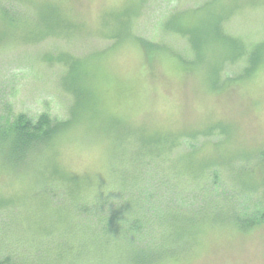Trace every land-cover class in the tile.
<instances>
[{
    "label": "rangeland",
    "instance_id": "1",
    "mask_svg": "<svg viewBox=\"0 0 264 264\" xmlns=\"http://www.w3.org/2000/svg\"><path fill=\"white\" fill-rule=\"evenodd\" d=\"M3 10L18 22L0 19V116L65 126L19 162L0 154V198L11 203L0 211V264H264V0H0ZM36 23L45 36L29 42ZM72 62L76 83L66 82ZM213 126L223 135L138 167L124 196L109 187L145 139ZM58 170L92 177L114 203L142 200L159 250L141 237L131 243L141 252H129L64 189L41 188L66 180ZM245 215L247 230L233 223ZM168 225L186 226L182 246Z\"/></svg>",
    "mask_w": 264,
    "mask_h": 264
},
{
    "label": "trees",
    "instance_id": "2",
    "mask_svg": "<svg viewBox=\"0 0 264 264\" xmlns=\"http://www.w3.org/2000/svg\"><path fill=\"white\" fill-rule=\"evenodd\" d=\"M43 14H41V17L44 16ZM0 19L4 23L18 22L13 20L5 10H3ZM11 27H14V24H12ZM29 28H30V31L28 33L29 38L27 39V41L34 42L39 39H42L45 36V34L43 33L44 31H42L43 30L42 27H39L38 23L33 25V27L29 26L27 29ZM13 29H15V27ZM261 46L262 45H259L257 46V48ZM193 47L195 48L196 52H199L196 44L193 43ZM252 58L253 57L251 56L250 60ZM59 60L63 62V57H60ZM252 62L255 61L251 60L250 63ZM254 64L255 63H253L252 65ZM79 66H80V62L79 63L72 62V64L68 67L69 70L66 77V82L70 81L76 83L78 78L76 77L77 73L75 72L79 68ZM249 71L251 70L249 69L248 72ZM73 86H75V84ZM77 91L78 90H75L74 93L76 94ZM70 94L72 95L73 93ZM44 118L35 121L33 118L28 117V115L23 113L15 114V115L10 114L5 116L1 115L0 116V154L17 162L20 159H24V156L27 153H29L30 150L39 147L41 143L43 144L47 142L48 145V143L53 139L52 136L56 132H60L61 128H63L65 125L60 127L57 126L58 129H56V126L51 127L52 125L50 124L49 120ZM214 132H218L217 134L220 136L223 135L222 130L220 129L219 126H213L211 130H209V132L208 131L201 132L200 135L197 133L193 135H187L184 136L183 138L180 137L179 139L172 141L170 143H167L162 140L148 141L145 139L144 142H140L134 148V156L131 162L132 166H129L128 163V165L124 166V168L120 167V169L116 170L117 176L115 177V182L113 184H110L109 187L113 188L117 184L116 189L119 190V195L124 196L123 193L127 192L128 187L135 186L139 183L137 182L138 177H136L134 181H131L129 179L130 177H132L131 174L134 173L135 171L136 174H138V167L142 166L147 160L155 161L156 159L155 157H158L161 151H163L165 148L167 150L176 149L178 148V146H180L181 143H183V141L195 143V141L199 137L214 136L215 134ZM128 140L129 139H126V141ZM192 149L193 150L191 152H196L195 150H197L195 147H193ZM191 164H194V162H191ZM215 165L216 164L211 165L210 167L207 166H202V167L210 171L213 168H217L218 164L216 166ZM58 172L61 174L62 178H65L66 180H60V179L53 180L56 181L54 183V186L45 185L47 181H44V184L41 186V188L43 187L50 194L57 193V191H59L60 189L61 190L64 189L63 191L65 192V194H67V196L71 198L72 201L71 204L73 205L72 206L73 210L77 211V214L81 215L82 218L84 215L89 214L88 213L89 210H92L93 214L90 216V218L91 220H94L93 222L94 230H96L95 227L97 226L99 229H103L106 231V234L109 236V239L117 238L119 242L128 244L130 250L133 248V251L128 250L131 253L141 252L138 249H136L133 244H131L132 242L137 244L138 243L137 240L141 239V237L146 238L147 240L146 241L142 240L141 243L139 241L140 244L152 243L149 246L154 247V250L155 249L159 250V248L155 246V243L158 242L157 240H158L159 231H156L154 229V224L156 223V221H154L155 219L154 215L151 212V210L148 208V205L143 203L142 200L135 201L136 204H133L132 201L130 200H124L121 201L120 203H114V198L116 197L115 196L116 194H111L107 198H103L100 194L107 191L104 190L105 188L101 190V192L100 191L96 192L94 189H92V187L94 186H96L98 189H101L100 184L95 183L92 177L88 175L78 176L69 172H64L62 170L60 171L58 170ZM197 177H195V179H197ZM48 196L49 198H52L50 197V195ZM111 200L113 202L109 203ZM10 204L11 203L9 202V200L0 198V211H2L5 207H9ZM104 207L105 209H103ZM123 210L127 212V216L125 219H122V216H120L121 214L124 215ZM179 215H180L179 213L173 211L171 217H176L179 219ZM261 215L262 216L258 219V222H256L255 225L259 224V222L262 223V221H264V211L261 212ZM249 217L250 216L245 215L243 219L236 220L233 223L234 225L237 226L238 224L243 223L242 229L247 230L249 228V225H252V223L254 222V219H249ZM195 218L196 215H193V217L189 221H193ZM163 220L164 218L161 219L160 221L162 225L164 223L165 225H167L170 222L169 220H166V218L164 222ZM171 228L172 225H168L167 233L171 232ZM185 229L186 226L177 227V229L174 231L172 229V232L170 233V238L179 239L182 246L186 240L183 237V235H188ZM147 230H149V232H146ZM199 230L200 229L198 228V231ZM163 233L165 232L163 231ZM147 254L152 256L146 251V255ZM135 260L138 263H140L139 261H142L139 256H135ZM142 264H146V263L144 262Z\"/></svg>",
    "mask_w": 264,
    "mask_h": 264
}]
</instances>
